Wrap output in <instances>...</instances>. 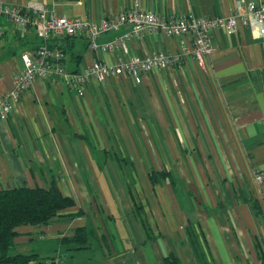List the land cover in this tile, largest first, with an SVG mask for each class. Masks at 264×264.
<instances>
[{
  "label": "crops",
  "instance_id": "obj_1",
  "mask_svg": "<svg viewBox=\"0 0 264 264\" xmlns=\"http://www.w3.org/2000/svg\"><path fill=\"white\" fill-rule=\"evenodd\" d=\"M0 1L91 19L136 5L159 15L228 16L239 1L264 3ZM3 21L0 94L21 71L23 51L41 43L36 30ZM129 29L104 33L97 43ZM212 37L204 67L189 59L150 71L140 83L130 76L92 79L82 97L66 77H37L21 94L0 119V189L55 181L75 205L49 225L19 227V252L52 264H264V184L256 179L264 172V30L239 21L235 33L217 29ZM125 42L140 56L193 46L190 35L161 33ZM49 44L64 50L62 64L71 73L124 56L120 48H91L83 34ZM84 227L86 242L64 241Z\"/></svg>",
  "mask_w": 264,
  "mask_h": 264
},
{
  "label": "built area",
  "instance_id": "obj_2",
  "mask_svg": "<svg viewBox=\"0 0 264 264\" xmlns=\"http://www.w3.org/2000/svg\"><path fill=\"white\" fill-rule=\"evenodd\" d=\"M1 17L11 22L16 29L36 30L42 40L35 51L25 50L21 54L23 65L21 71L14 75L13 85L0 94V119L6 120L21 94L32 86L37 77L46 79L54 76L66 77L69 87L77 96L82 97L92 79L106 83L117 76H130L135 83H140L144 75L150 71L179 66L189 59L204 67L207 57L214 51L212 35L217 29H224L233 34L237 31L240 21L264 30V3L243 4L239 1L228 16H197L192 11L159 15L153 10H144L136 5L118 13L91 19L59 16L41 4L16 6L0 1V39L5 33ZM125 24L130 25L128 32L107 43L100 45L97 43L100 35L119 30ZM148 33H161L166 36L190 35L193 38V46L183 45L180 52L157 50L146 56L130 54L125 41L141 38ZM79 34L85 35L89 39L90 47L95 50L112 51L120 48L124 56L119 58L118 63L108 64L96 60L80 71L68 72L62 64L64 51L58 47L51 49L46 41L53 36ZM256 174L257 181L264 184V172L260 170ZM45 264H52V260H46Z\"/></svg>",
  "mask_w": 264,
  "mask_h": 264
},
{
  "label": "trees",
  "instance_id": "obj_3",
  "mask_svg": "<svg viewBox=\"0 0 264 264\" xmlns=\"http://www.w3.org/2000/svg\"><path fill=\"white\" fill-rule=\"evenodd\" d=\"M1 18L5 26L3 20L6 19ZM52 38L46 43L51 49H55L57 47L49 44ZM151 178L154 180L153 176ZM74 205V199L65 195L55 181L48 188L16 186L0 189V264H45L46 260L37 253H22L17 250L16 238L20 233L18 228L23 225H49L54 218ZM69 215L77 216L75 213ZM87 239L88 231L84 227L78 228L72 237H66L64 241L79 244Z\"/></svg>",
  "mask_w": 264,
  "mask_h": 264
},
{
  "label": "rangeland",
  "instance_id": "obj_4",
  "mask_svg": "<svg viewBox=\"0 0 264 264\" xmlns=\"http://www.w3.org/2000/svg\"><path fill=\"white\" fill-rule=\"evenodd\" d=\"M17 6V5H16ZM25 6V5H24ZM137 39H139V38H137ZM46 260V259H45Z\"/></svg>",
  "mask_w": 264,
  "mask_h": 264
}]
</instances>
